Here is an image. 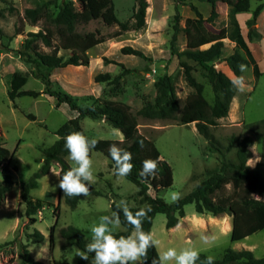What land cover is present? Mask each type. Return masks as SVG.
<instances>
[{
  "label": "rangeland",
  "instance_id": "374dc122",
  "mask_svg": "<svg viewBox=\"0 0 264 264\" xmlns=\"http://www.w3.org/2000/svg\"><path fill=\"white\" fill-rule=\"evenodd\" d=\"M64 1H71L76 10H80L77 0H0V143L12 154L9 164L13 186L0 205V264H19V247L27 245L30 256L41 264H77L81 250L67 244L60 235V230L67 226L79 229L85 238L86 245L91 242V228L99 223L103 215H111V204L116 206L125 200L130 209H140L144 206L136 196L137 188L124 177L113 175L109 161L101 153L90 152L92 171L96 177L95 183H90L95 191L101 195L89 194L82 196L77 206L70 209L60 195V189L55 187L58 180V166L52 165L49 172L38 180L37 188L30 191L33 200L41 201V208L34 215L35 223L29 224V218L23 219L20 208L24 202L20 198V186L40 168L41 150L50 147L56 140L54 132L68 119L75 116L66 105L56 106L55 101L42 93L44 85L32 75V67L15 56L13 50L20 45L28 32H37L48 24L38 20L34 25L25 18L26 9L36 8L45 2L51 3L48 11L55 15L56 6ZM114 13L121 23L129 21L132 15L134 0H112ZM260 3L259 0H249V10L236 14V19L246 39L247 45L259 70V77L255 78L252 66L241 72L246 87L237 90L231 100L226 117L217 121V125L209 127V132L215 141V147L222 151L228 161L235 160V144L245 136L256 144L255 151L261 155L264 131L256 125L264 120V7L256 21L258 38L247 39L248 28L245 22L252 18L253 11ZM145 26L139 31H126L116 38L107 39L87 52V66H67L54 69L50 74L52 88L60 90L80 100V104H88L92 98H100L106 104L119 110L125 119L123 130L114 129L105 120L80 121L82 133L89 140L123 141L133 133H138L151 141L160 154V159L171 168L172 185L161 191L149 189L148 194L158 196L164 202L172 203L171 194L179 192L181 197L188 194L208 171L219 165V153L208 148V142L198 134L194 123L180 125L174 120H151L136 116V112L155 96L153 81L157 74L167 73L174 81L175 93L182 108L185 99L193 91L184 81L182 68L179 63L184 61L192 66L193 77L204 86L203 95L208 102L212 101L211 88L204 77L203 70L195 62L178 56L186 48L185 37L179 32L171 46L172 20L179 15V27L182 29L188 18H195V7L206 19L210 15L211 7L203 0H147ZM217 18L213 23L206 22L201 29V38L205 41L199 50L205 53L218 42H223L222 54L215 61V68L224 72L231 79L234 76L228 70L223 59L231 54L244 53L236 46L222 39L226 20L227 6L216 2ZM52 30V45L58 46V55L66 57L69 54L67 38H63ZM76 30L80 33L97 32L102 36H109L118 31V26H106L100 20L87 24H78ZM130 46L141 51L150 61L133 55H123L121 48ZM44 52L51 48L40 45ZM104 59L122 64L131 72L125 74L117 85L95 83L94 77L99 73L118 75L121 68L113 63L106 64ZM156 68V73L154 72ZM14 73L26 77L27 82L23 90L40 92L37 98L27 96L11 101L7 97L10 80ZM89 98V100H88ZM29 116L33 117L30 118ZM256 123V124H255ZM254 124L253 128L248 125ZM118 130V131H116ZM123 133L121 137L120 133ZM235 140H231V138ZM250 145V146H251ZM247 148L248 159L253 153ZM64 158L70 166L73 163ZM247 165V160H246ZM3 163H0V170ZM250 168V167H249ZM253 169V168H251ZM1 176V171H0ZM2 181V177H0ZM227 185L223 194L230 193ZM259 198L258 196H254ZM58 210L56 211V208ZM185 217L180 219L179 227L165 228V216L156 214L151 227V233L159 243L155 246L158 254L169 248L179 251L185 247H192L200 254L212 256L219 260L224 250H249L255 258H261L264 253V231L246 237L240 242L230 241L231 217L227 215L211 217L198 216L194 213L192 204L184 206ZM201 218L202 223L196 222L191 216ZM197 215V216H196ZM212 219V220H210ZM229 226V227H228ZM53 229V243L50 246V232ZM34 230L43 235L39 243H31L26 234ZM121 225L113 226L112 234L122 231ZM202 236L212 239L208 243L201 240ZM89 264H93V261ZM174 264V262H170Z\"/></svg>",
  "mask_w": 264,
  "mask_h": 264
},
{
  "label": "trees",
  "instance_id": "16d2710c",
  "mask_svg": "<svg viewBox=\"0 0 264 264\" xmlns=\"http://www.w3.org/2000/svg\"><path fill=\"white\" fill-rule=\"evenodd\" d=\"M80 4V10H76L71 1H64L56 6L55 15L48 11L51 3L45 2L36 8L26 9L24 11L32 25L38 20L43 19L48 25L40 28L37 32H28L23 39L20 48L13 50L16 57L22 62L30 65L32 75L44 85L43 94L52 98L56 106L66 105L68 109L75 113V116L63 123L54 134L57 137H64L72 131L82 133L80 121L89 119L92 121L105 120V122L114 129L123 130L125 119L123 114L106 104L100 98H92L88 104H80V100L72 97L60 90L53 89L49 79L54 69L65 68L67 66H87V52L94 46L105 42L107 39L116 38L126 31H139L145 26V13L148 7L147 0H134L132 15L129 21L119 22L114 13L112 0H77ZM210 7V15L203 19L201 13L193 7L195 18H188L182 29L179 27V15H174L172 20V37L171 46L176 40L179 32H182L186 48L178 56H184L187 60L195 62L203 70L212 92V101L208 102L204 95V86L199 83L192 75V66L182 61L179 63L182 68L183 79L186 84L193 90L185 99L182 108L175 93L174 81L171 75L167 73L157 74L153 81L155 96L152 101H147L137 112L136 116L146 119L157 120H174L180 125L195 124L196 131L208 142V148L211 151L219 153V165L217 168L207 172L206 177L201 180L188 194L181 197L177 202L170 204L163 201L157 195L152 197L148 190L161 191L172 185V172L170 166L163 160H159L155 176L142 178L139 173L142 167V161L145 159L160 158V154L154 144L144 136L133 133L127 139L121 141L97 140V146L93 151L101 153L109 161V166L113 170V162L108 154V148L111 144H116L132 154V163L134 165L132 172L127 177V181L134 184L137 188L136 196L142 204L151 205L152 211L148 213L150 220L143 222L145 232L151 231L152 222L156 214L165 216V228H174L185 217L184 206L192 204L194 213L198 216L218 217L227 215L231 217L230 241L240 242L248 236L257 232L264 231V160L251 169L247 167L248 159L247 148L251 145L252 140L249 136L243 137L236 141L235 160L228 161L224 158L222 151L215 147L213 136L209 132V127L217 125V121L227 116L231 100L235 96L237 89L234 88L230 81L232 80L224 72L215 68V61L220 59L222 54L223 42H216L205 53L199 50V47L205 43L201 38V29L203 25L213 23L218 16L216 11V2H221L227 6L226 20L222 22L224 33L222 39H228L234 43L243 53L231 54L223 59L228 70L235 76H240L238 65L250 64L255 78L260 73L252 56V53L244 39L236 14L247 12L249 10V0H203ZM253 11L251 19L245 22L249 29L247 39L258 38L255 25L257 18L264 7V0ZM100 20L106 26H118V31L109 36H102L97 32L80 33L76 30L78 24H87L91 21ZM56 29L57 33L63 38H67L69 45V54L66 57L58 55V46L52 45V30ZM51 48L50 52H44L40 45ZM123 55H133L140 59L150 61L141 51L130 46L121 48ZM106 64L113 63L121 68L118 75L112 76L109 73H99L94 77L95 83L117 85L119 80L131 71L125 69L122 64L114 63L104 59ZM156 73V68H154ZM27 79L20 73H14L10 80V87L7 92L9 100L14 101L16 98L27 96L37 98L40 92L33 90H23ZM89 100V98H88ZM30 118H33L29 116ZM256 124V123H255ZM264 128V120L257 122ZM250 128L254 124L248 125ZM264 130V129H263ZM263 136L261 156H264V131L260 133ZM231 140H235L233 137ZM42 158L39 159L40 168L28 180L20 186V198L26 206V215L29 218V224H34V215L41 208V201L33 200L30 191L37 188L38 180L45 176L52 165L58 166V174L62 175L70 166L64 158L68 155L64 148L63 139H57L50 147L41 150ZM12 160V154L6 150L0 143V163L2 181H0V205L4 197L10 193L13 180L9 164ZM87 183V182H86ZM229 185L231 190L228 194H223L225 187ZM89 194L101 195L88 184ZM64 203L74 209L80 197H67L60 191ZM259 198H255L254 196ZM112 212H120L122 231L113 234L115 237L127 236L132 229L124 221L123 212L112 203L110 206ZM58 207L56 208V211ZM133 213L138 209H130ZM53 229L50 232V246L53 243ZM61 237L67 244L75 246L82 252L86 251V242L83 233L73 226H67L60 230ZM26 238L33 244L43 240V235L34 230L26 234ZM94 254L88 253V260L79 259L77 264H89L93 261ZM159 254L156 247L148 249L146 264H152L154 259L158 260ZM207 256L200 254L197 264H201ZM19 264H41L35 261L29 254L27 245L21 244L19 247ZM213 264H264V253L261 258H255L249 250H233L227 248L224 250L219 260H213Z\"/></svg>",
  "mask_w": 264,
  "mask_h": 264
},
{
  "label": "clouds",
  "instance_id": "9594fccd",
  "mask_svg": "<svg viewBox=\"0 0 264 264\" xmlns=\"http://www.w3.org/2000/svg\"><path fill=\"white\" fill-rule=\"evenodd\" d=\"M238 68L240 72H245L247 65L240 64ZM233 76L234 78L230 81L231 85L237 90L243 91L246 87L244 77L235 76V74ZM120 135L123 137L122 132ZM57 139H63L64 148L68 153L67 159L74 166L63 172L62 175L57 174L59 182L55 187H58L67 197L88 196V184L95 183L96 180L92 171L90 152L96 148L98 141L89 140L79 131H72L64 137H57ZM255 148L256 144L249 148L253 156L247 159V167L255 168L264 160V156L256 152ZM108 154L113 162V175L122 178L131 174L134 167L131 162L133 159L131 152L118 147L116 144H111L108 148ZM159 160V157L143 160L139 175L145 179L149 176H155ZM171 199L173 202H177L181 199V194L173 192ZM117 208L123 212L124 221L131 226V233L119 238L112 234L113 226H119L122 223L120 212L114 211L110 216H101L99 223L91 228L92 240L86 245V251L77 252L81 260L87 261L88 253H93V264H146L148 249L159 243L150 231L145 232L143 229V222L150 220L148 213L152 211L151 205H144L133 213L127 202L121 200L117 204ZM210 239L212 238L208 236L201 237L205 243H208ZM199 259L200 253L192 247H185L179 251L175 248H169L160 253L158 260L154 259L152 264H170V262H174V264H197ZM213 260L212 256H208L201 264H213Z\"/></svg>",
  "mask_w": 264,
  "mask_h": 264
},
{
  "label": "crops",
  "instance_id": "0c3cea01",
  "mask_svg": "<svg viewBox=\"0 0 264 264\" xmlns=\"http://www.w3.org/2000/svg\"><path fill=\"white\" fill-rule=\"evenodd\" d=\"M257 25V24H256ZM256 25H255V28H256ZM241 29V28H240ZM241 33H242V30H241ZM227 42H229L230 44H231V46H235V44L234 43H232V42H230L228 39H225ZM197 216V215H196ZM194 220V221H196V222H199V223H202L201 221H202V219L201 218H197V217H194V215H192L191 216V220ZM201 220V221H200ZM210 220H212V219H210Z\"/></svg>",
  "mask_w": 264,
  "mask_h": 264
},
{
  "label": "water",
  "instance_id": "95a60500",
  "mask_svg": "<svg viewBox=\"0 0 264 264\" xmlns=\"http://www.w3.org/2000/svg\"><path fill=\"white\" fill-rule=\"evenodd\" d=\"M20 211H21V216L23 219H26L27 215H26V206L25 204H23L20 208Z\"/></svg>",
  "mask_w": 264,
  "mask_h": 264
},
{
  "label": "bare ground",
  "instance_id": "6f19581e",
  "mask_svg": "<svg viewBox=\"0 0 264 264\" xmlns=\"http://www.w3.org/2000/svg\"><path fill=\"white\" fill-rule=\"evenodd\" d=\"M229 227V226H228Z\"/></svg>",
  "mask_w": 264,
  "mask_h": 264
}]
</instances>
